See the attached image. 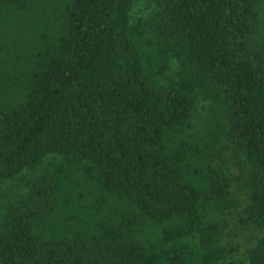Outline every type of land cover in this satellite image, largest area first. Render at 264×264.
Segmentation results:
<instances>
[{"label": "trees", "instance_id": "16d2710c", "mask_svg": "<svg viewBox=\"0 0 264 264\" xmlns=\"http://www.w3.org/2000/svg\"><path fill=\"white\" fill-rule=\"evenodd\" d=\"M0 66V264H264V0H0Z\"/></svg>", "mask_w": 264, "mask_h": 264}, {"label": "rangeland", "instance_id": "374dc122", "mask_svg": "<svg viewBox=\"0 0 264 264\" xmlns=\"http://www.w3.org/2000/svg\"><path fill=\"white\" fill-rule=\"evenodd\" d=\"M147 8L144 2L138 4L134 10L133 16L137 17L139 15H147ZM1 67V66H0ZM173 73L171 71L167 72L161 79V83H168L171 78H173ZM1 94V90H0ZM219 143V142H218ZM223 140L218 144V146L224 145ZM219 149V148H218ZM223 160L228 162V167L234 177V191L236 192L238 198L247 204L248 198L247 193L244 190V180L246 176V171L244 166L237 164L234 159V152L229 149H223L222 151ZM242 209L233 213L226 219V226L223 232V236L226 243L232 244L236 249L234 254V261L241 263L244 260V254L248 248L255 245L258 240L263 236V232L254 226H243L241 224Z\"/></svg>", "mask_w": 264, "mask_h": 264}]
</instances>
